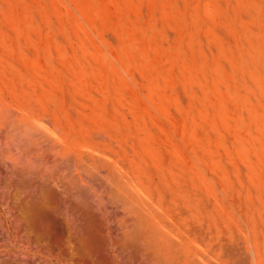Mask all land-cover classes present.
Masks as SVG:
<instances>
[{"label":"rangeland","instance_id":"rangeland-1","mask_svg":"<svg viewBox=\"0 0 264 264\" xmlns=\"http://www.w3.org/2000/svg\"><path fill=\"white\" fill-rule=\"evenodd\" d=\"M264 264V0H0V264Z\"/></svg>","mask_w":264,"mask_h":264},{"label":"water","instance_id":"water-1","mask_svg":"<svg viewBox=\"0 0 264 264\" xmlns=\"http://www.w3.org/2000/svg\"><path fill=\"white\" fill-rule=\"evenodd\" d=\"M80 264H92V262L89 259H86L84 257H81L77 260ZM102 264H109V261L107 259L102 260Z\"/></svg>","mask_w":264,"mask_h":264},{"label":"bare ground","instance_id":"bare-ground-1","mask_svg":"<svg viewBox=\"0 0 264 264\" xmlns=\"http://www.w3.org/2000/svg\"><path fill=\"white\" fill-rule=\"evenodd\" d=\"M84 257V256H83ZM87 259V258H86Z\"/></svg>","mask_w":264,"mask_h":264}]
</instances>
